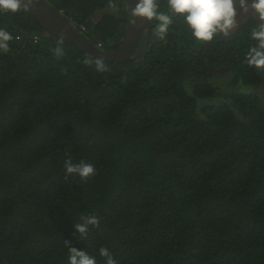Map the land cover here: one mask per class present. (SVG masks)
<instances>
[{"label": "trees", "instance_id": "1", "mask_svg": "<svg viewBox=\"0 0 264 264\" xmlns=\"http://www.w3.org/2000/svg\"><path fill=\"white\" fill-rule=\"evenodd\" d=\"M45 1L102 50L125 39L126 0ZM173 19L121 63L24 9L0 12L13 37L0 51V264H68L65 241L98 264L100 247L118 264H264V70L246 58L257 19L208 43ZM67 159L96 174H67Z\"/></svg>", "mask_w": 264, "mask_h": 264}, {"label": "clouds", "instance_id": "2", "mask_svg": "<svg viewBox=\"0 0 264 264\" xmlns=\"http://www.w3.org/2000/svg\"><path fill=\"white\" fill-rule=\"evenodd\" d=\"M33 0H0V12L17 13L21 9L27 10ZM167 11L160 9L158 0H137L136 6L131 8L132 18L142 19L152 24L156 21L158 34L161 38L170 31L174 17L184 21L191 32L192 38L199 43H208L218 35L228 37L238 26V11L246 12L251 9L257 19L256 27L250 32L251 41L254 42L247 52V62L250 66L264 70V0H167ZM130 9V5H129ZM134 23V20L132 19ZM12 35L4 28H0V51L9 50ZM100 48V46H98ZM61 54V49H55ZM96 71L105 72L107 67L102 60H97ZM63 170L72 176L87 181L96 174L93 164L86 161H64ZM81 222L75 224V232L84 239L90 228L100 227V217L93 214L81 217ZM68 264H98L97 257L84 250L78 249L70 242L65 241ZM98 255L103 264H118L108 247H100Z\"/></svg>", "mask_w": 264, "mask_h": 264}, {"label": "water", "instance_id": "3", "mask_svg": "<svg viewBox=\"0 0 264 264\" xmlns=\"http://www.w3.org/2000/svg\"><path fill=\"white\" fill-rule=\"evenodd\" d=\"M137 0H127L129 12V24L124 41L113 51H105L89 41L72 22L56 10L45 0H33L26 10L37 23L51 36L59 40L75 45L90 59H102L108 62L135 61L138 57L148 52L152 37L153 23L131 17L130 10L136 6ZM130 5V9H129ZM134 20V23L132 22ZM145 37V45L139 51L142 40ZM138 53V54H137Z\"/></svg>", "mask_w": 264, "mask_h": 264}, {"label": "rangeland", "instance_id": "4", "mask_svg": "<svg viewBox=\"0 0 264 264\" xmlns=\"http://www.w3.org/2000/svg\"><path fill=\"white\" fill-rule=\"evenodd\" d=\"M106 11L117 14L119 12V7H115L114 9L109 7L108 9H106ZM237 11H238V16H237L238 25L239 23L244 22L248 18L249 15L253 14L251 9H248L246 12H241L239 9H237ZM235 29L233 31H235ZM262 97L264 98V90L262 92Z\"/></svg>", "mask_w": 264, "mask_h": 264}, {"label": "built area", "instance_id": "5", "mask_svg": "<svg viewBox=\"0 0 264 264\" xmlns=\"http://www.w3.org/2000/svg\"><path fill=\"white\" fill-rule=\"evenodd\" d=\"M82 28V30H85V27H81Z\"/></svg>", "mask_w": 264, "mask_h": 264}, {"label": "flooded vegetation", "instance_id": "6", "mask_svg": "<svg viewBox=\"0 0 264 264\" xmlns=\"http://www.w3.org/2000/svg\"><path fill=\"white\" fill-rule=\"evenodd\" d=\"M127 1V0H126ZM127 8H128V6H127ZM138 54V53H137Z\"/></svg>", "mask_w": 264, "mask_h": 264}]
</instances>
